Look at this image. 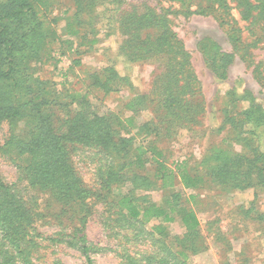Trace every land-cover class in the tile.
Listing matches in <instances>:
<instances>
[{
	"label": "rangeland",
	"instance_id": "1",
	"mask_svg": "<svg viewBox=\"0 0 264 264\" xmlns=\"http://www.w3.org/2000/svg\"><path fill=\"white\" fill-rule=\"evenodd\" d=\"M32 1L34 12L13 22L16 33L31 34L14 73L21 87L10 82L0 88H18L21 97L29 86L46 89L80 195L68 199L69 189L32 183L22 167L25 157L0 151V182L32 217L24 233L30 264H196L180 247L188 245L182 223L134 219L119 201L131 196L141 208L172 206L178 219L202 200L222 215L227 199L254 196L250 188L242 195L222 192L209 178L196 190L183 188L179 177L174 187H163L162 176L168 169L204 177L214 151H247L235 136L247 137L245 130L231 129L225 109L231 117L254 103L264 111V18L252 9L244 19L241 6L253 0ZM7 2L0 0V15ZM203 40L210 52L215 42L232 56L224 78L208 65ZM25 127L20 120L17 131ZM10 134L8 118H0V147ZM258 144L264 145L255 135L251 145ZM255 192L264 217V186Z\"/></svg>",
	"mask_w": 264,
	"mask_h": 264
},
{
	"label": "trees",
	"instance_id": "2",
	"mask_svg": "<svg viewBox=\"0 0 264 264\" xmlns=\"http://www.w3.org/2000/svg\"><path fill=\"white\" fill-rule=\"evenodd\" d=\"M7 1L8 9L0 15V57L5 56L1 60H4L6 65L5 69L0 67V85L8 87V83L12 82L14 86L17 84L21 87L14 73L22 53L26 51L27 46H30L31 34L22 28L17 30L19 33H16V26L13 25V22L22 21L26 16L32 14L34 4L32 0ZM241 6L245 7L242 15L244 19L250 16L252 9H258L256 16L264 18V0L243 2ZM21 32L23 34H20ZM171 38L173 39V35ZM207 41L203 40L200 43V48L205 53V59L217 76L224 78L232 62V56L219 51L215 42L211 46L214 51L210 52L209 48H206L209 45ZM178 47L181 54H187L183 44H178ZM185 57L187 56L185 55ZM29 87L30 91L24 97L18 95L16 92L18 88L9 90L0 88V118H8L11 124V134L5 144L0 147V151L7 154L13 152L19 157H25L22 167L32 183L52 186L57 191L64 193L69 189L73 195L68 194V199L79 197L80 188L74 187L77 181L75 173L68 164L64 145L52 122L50 106L53 101L44 87L37 89ZM233 102L235 100L229 101L228 105H232ZM225 112L231 129H238L240 126L242 131L245 130L243 132H246L244 134L247 137L235 136L237 140H244L243 144L247 151L233 155L220 150L214 151V155H217L213 157L215 162L206 166L204 177L192 176L187 171H181L176 175L166 169L165 173H162L163 187H174L178 183L176 177H179L182 187L189 190L199 189L204 180L208 178L212 184L218 186L225 193L264 186V145L258 144L256 147L251 145L255 135L261 137L264 144L262 106L254 103L248 109L241 111L240 116L238 114L231 117L228 115V109H225ZM23 119L26 120V127L23 128L25 130L17 131L18 123ZM249 134L252 136L248 138ZM206 159L207 162H210L212 154H209ZM218 159H221L219 163L216 162ZM157 175L160 176V173ZM193 196L191 195V198ZM119 205L134 219L142 217L149 221L155 218L166 223L175 220L171 215L174 211L172 206L170 211L154 203H148L144 208H141L131 196H123ZM31 219V214L21 198L12 191L10 186L0 182V247L5 248L4 251H0L2 254L0 264H16V260H23L24 264H30L27 259L29 252L27 246L30 240H25L24 233L31 223ZM182 222L187 229L186 241L188 244L185 246L186 242L183 241L181 246L179 245L183 252L189 255L191 250L199 252L204 249L203 242L196 236L199 221L195 211L193 209L186 210L182 216ZM158 230L161 235L164 234L161 228Z\"/></svg>",
	"mask_w": 264,
	"mask_h": 264
},
{
	"label": "crops",
	"instance_id": "3",
	"mask_svg": "<svg viewBox=\"0 0 264 264\" xmlns=\"http://www.w3.org/2000/svg\"><path fill=\"white\" fill-rule=\"evenodd\" d=\"M250 189L253 190L255 196V189ZM248 190H236L234 193L242 195V192ZM254 196L248 201L240 198L227 199V208L222 211V215L217 213V208L211 209L209 204L204 203L203 200L200 204L197 203L193 207L199 221L196 236L203 242L205 248L199 252L191 250L189 252L190 259H195L196 264H202L204 256L205 261L209 260V264H264V249L262 248L264 233L261 229L264 217L258 212L261 207H255L256 198ZM236 202L240 204L239 207L235 206ZM176 221L183 224L181 217L173 222ZM244 223L250 226V231L241 233L235 230L236 227L243 226ZM183 227L186 233L187 229L184 224ZM245 239H250V241L245 242ZM245 254V259H249L247 262L244 259Z\"/></svg>",
	"mask_w": 264,
	"mask_h": 264
}]
</instances>
